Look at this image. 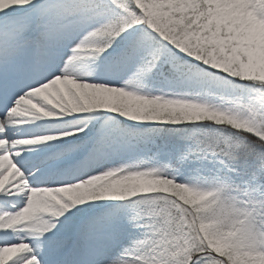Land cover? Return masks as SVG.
Listing matches in <instances>:
<instances>
[{"label":"snow or ice","instance_id":"6c2138e0","mask_svg":"<svg viewBox=\"0 0 264 264\" xmlns=\"http://www.w3.org/2000/svg\"><path fill=\"white\" fill-rule=\"evenodd\" d=\"M0 264H264V0H0Z\"/></svg>","mask_w":264,"mask_h":264}]
</instances>
